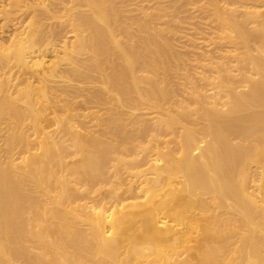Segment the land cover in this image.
<instances>
[{"label": "bare ground", "instance_id": "bare-ground-1", "mask_svg": "<svg viewBox=\"0 0 264 264\" xmlns=\"http://www.w3.org/2000/svg\"><path fill=\"white\" fill-rule=\"evenodd\" d=\"M238 242L264 264V0H0V264Z\"/></svg>", "mask_w": 264, "mask_h": 264}, {"label": "rangeland", "instance_id": "rangeland-1", "mask_svg": "<svg viewBox=\"0 0 264 264\" xmlns=\"http://www.w3.org/2000/svg\"><path fill=\"white\" fill-rule=\"evenodd\" d=\"M175 43H173L172 45L173 46H175L174 48L177 50H179V51H181V49H179L178 47H179V45H181V44H178V42H176L175 40H173ZM178 44V45H177ZM175 49H173V50H175ZM174 51L175 52V54H174V52H173V54L175 55V59L176 60H172V62H170V65H169V67H174V68H171L173 71H175V70H179V72L180 71H184V69H186V70H188L189 68H192V69H190V70H188L187 72H189V71H192L193 70V72H194V75H193V72H189L188 74V76H192L191 78H195L194 79V81L196 80V79H199V78H196V75L199 73V70L197 71V69L194 67V69H193V67L192 66H190L189 64H187V63H190V61L189 62H187L188 60H190L191 59V57H193L190 53H188V52H182V54L180 55V53L181 52H179L178 50V53H176L177 51ZM183 53H184V56H182L183 55ZM185 53H186V55H185ZM188 53V54H187ZM179 55V57L180 58H178V55ZM190 55H191V57H190ZM189 56V57H188ZM182 57V58H181ZM185 57V58H184ZM188 57V58H187ZM181 59V60H180ZM183 59V60H182ZM177 60H178V62H177ZM184 60H186V61H184ZM180 61V62H179ZM175 62V63H174ZM184 64V66H183V64ZM186 62V63H185ZM173 63V64H172ZM180 64V65H179ZM182 64V65H181ZM163 66V67H162ZM165 65H162V64H160V69L158 70L160 73L161 72H163V73H159L160 74V76H161V78L163 77L162 75H164V78L166 77L167 78V76H168V80H170V81H168L167 80V82H169L168 84H169V86H171V83L173 84L172 86H171V88L173 89H176L177 88V90L176 91H179L178 89L180 88V86H178V85H176L177 84V80L175 79V74H174V72H172V70H168V69H170L169 67H167L168 65L166 64V66L164 67ZM178 67V69H175V68H177ZM189 66V67H188ZM162 67V68H161ZM167 67V68H166ZM180 67H181V69H180ZM184 67V68H183ZM164 68V69H163ZM166 71H170V73L169 72H167L166 73ZM165 72V73H164ZM195 72H198V73H195ZM173 73V74H172ZM191 73H192V75H191ZM159 76V75H158ZM160 76L158 77V83L159 82H161V80L163 79H161L160 78ZM175 79V80H173V82L175 83H173L172 82V79ZM197 77H199V74H198V76ZM166 80V79H165ZM181 80H183V79H181ZM198 81V82H197ZM197 81H195V82H197V84H199V83H201V82H199L200 80H197ZM181 82V81H180ZM203 83V82H202ZM175 85V86H174ZM170 88V87H169ZM203 88V87H202ZM206 88H208L207 86H204V88L203 89H206ZM175 92V91H174ZM175 93H177V92H175ZM206 93H209V91L208 92H206ZM42 124H44V122L42 123ZM31 131V130H30ZM5 151H2V153H1V155H2V162L3 161H6V159H5ZM248 227L247 226H243L242 227V230L240 231L241 233H244V232H246V229H247ZM237 246H238V251H237V253L235 254V255H243V256H241V257H235L236 258V263H238V264H244V263H246V262H248V260H249V258L247 257V254H246V252H244L243 254H240V252H239V250L243 247L242 245H240V242H238L237 243ZM258 247H262V246H259V245H257ZM216 252V258L218 259V260H220L219 261V264H228L229 263V261L231 260V257H230V254H228L227 252L226 253H223V252H220V251H215ZM261 255H264V252H261L260 253ZM215 259V257L214 258H212V259H210V261H213Z\"/></svg>", "mask_w": 264, "mask_h": 264}]
</instances>
